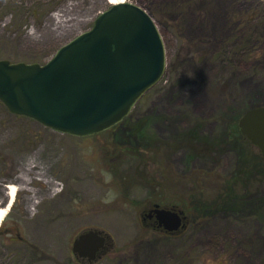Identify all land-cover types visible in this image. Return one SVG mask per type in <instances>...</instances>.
I'll use <instances>...</instances> for the list:
<instances>
[{
	"label": "rangeland",
	"instance_id": "rangeland-1",
	"mask_svg": "<svg viewBox=\"0 0 264 264\" xmlns=\"http://www.w3.org/2000/svg\"><path fill=\"white\" fill-rule=\"evenodd\" d=\"M130 2L153 19L166 49L163 78L127 117L144 120L146 139L122 125L63 134L0 101V206L8 184L19 188L0 223V264H89L72 245L91 229L111 238L93 264H264V215L196 221L185 210L195 193H219L240 163L230 127L264 106V0ZM111 6L0 0V59L44 64ZM255 196L263 203L264 189ZM152 197L188 216L185 228L168 234L146 219Z\"/></svg>",
	"mask_w": 264,
	"mask_h": 264
},
{
	"label": "water",
	"instance_id": "water-1",
	"mask_svg": "<svg viewBox=\"0 0 264 264\" xmlns=\"http://www.w3.org/2000/svg\"><path fill=\"white\" fill-rule=\"evenodd\" d=\"M165 70V44L149 14L130 1L112 4L45 64L0 59V101L11 113L57 132L89 137L121 123ZM239 126L264 155V106L247 110ZM146 215L167 232H178L187 222L182 211L159 204ZM108 237L86 231L72 251L93 263Z\"/></svg>",
	"mask_w": 264,
	"mask_h": 264
},
{
	"label": "trees",
	"instance_id": "trees-1",
	"mask_svg": "<svg viewBox=\"0 0 264 264\" xmlns=\"http://www.w3.org/2000/svg\"><path fill=\"white\" fill-rule=\"evenodd\" d=\"M127 121L128 118L121 125L126 126L132 135L140 138L139 140L146 139L142 131L144 120H139L138 123H127ZM229 137L233 151L240 150V163L230 178L227 179V182L223 180L224 186L219 187V193L216 196L206 193V190L194 194L189 207L187 206L185 210H189L196 221L220 213L242 219L264 215V202L259 204V201L262 200L259 199L257 205H255L256 201L254 200L255 195H261L264 189V156L260 152L255 153L252 151V144L241 133L238 124L230 127ZM201 189L199 188L198 191H201ZM153 190H155L154 186ZM152 199L155 204L162 205L161 197H152ZM249 204L252 205L250 213L246 211Z\"/></svg>",
	"mask_w": 264,
	"mask_h": 264
},
{
	"label": "bare ground",
	"instance_id": "bare-ground-1",
	"mask_svg": "<svg viewBox=\"0 0 264 264\" xmlns=\"http://www.w3.org/2000/svg\"><path fill=\"white\" fill-rule=\"evenodd\" d=\"M110 4H118V3H123V2H128L130 0H107ZM58 24H62V23H66V20H63V19H57L55 20ZM20 179L22 180L23 183H27L29 182V179L25 176V175H22L20 176ZM7 201L10 200V204H9V207L10 205L13 203L14 199H15V196H16V193L18 191V187L11 183V184H8L7 185ZM9 207H2L0 206V223L3 222V220L5 219V217L7 216L8 212H9Z\"/></svg>",
	"mask_w": 264,
	"mask_h": 264
},
{
	"label": "flooded vegetation",
	"instance_id": "flooded-vegetation-1",
	"mask_svg": "<svg viewBox=\"0 0 264 264\" xmlns=\"http://www.w3.org/2000/svg\"><path fill=\"white\" fill-rule=\"evenodd\" d=\"M145 215H146V213H145ZM146 219H149L150 221H154V223H155V225L157 226L156 228H158V230H160V231H165L163 228H161L160 226H159V224H158V221L156 220V218H155V216H153V217H148L147 215H146ZM166 232V231H165ZM169 233V232H168ZM110 239L111 238H107V247L102 251V252H99V254H98V257H97V260L102 256V254H104L107 250H108V246H109V241H110ZM79 260H88L87 258H81V257H79V256H76ZM96 260V261H97ZM95 261V262H96ZM89 262V261H88ZM94 263V262H93ZM93 263H90L89 262V264H93Z\"/></svg>",
	"mask_w": 264,
	"mask_h": 264
},
{
	"label": "clouds",
	"instance_id": "clouds-1",
	"mask_svg": "<svg viewBox=\"0 0 264 264\" xmlns=\"http://www.w3.org/2000/svg\"><path fill=\"white\" fill-rule=\"evenodd\" d=\"M106 178H107L108 180H110V179H111V174H110V173L106 174ZM110 195H111V194H110Z\"/></svg>",
	"mask_w": 264,
	"mask_h": 264
}]
</instances>
